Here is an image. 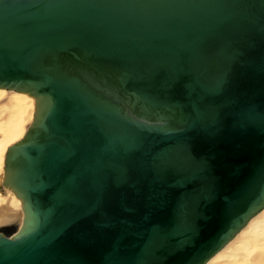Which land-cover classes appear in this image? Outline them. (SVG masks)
Listing matches in <instances>:
<instances>
[{
  "label": "water",
  "instance_id": "1",
  "mask_svg": "<svg viewBox=\"0 0 264 264\" xmlns=\"http://www.w3.org/2000/svg\"><path fill=\"white\" fill-rule=\"evenodd\" d=\"M0 87V264H204L264 207V0H0Z\"/></svg>",
  "mask_w": 264,
  "mask_h": 264
},
{
  "label": "bare ground",
  "instance_id": "2",
  "mask_svg": "<svg viewBox=\"0 0 264 264\" xmlns=\"http://www.w3.org/2000/svg\"><path fill=\"white\" fill-rule=\"evenodd\" d=\"M34 98L0 87V222L21 217L19 199L3 184L6 147L28 126ZM204 264H264V207Z\"/></svg>",
  "mask_w": 264,
  "mask_h": 264
}]
</instances>
